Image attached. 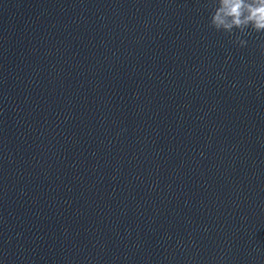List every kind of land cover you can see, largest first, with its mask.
<instances>
[{
    "label": "water",
    "instance_id": "water-1",
    "mask_svg": "<svg viewBox=\"0 0 264 264\" xmlns=\"http://www.w3.org/2000/svg\"><path fill=\"white\" fill-rule=\"evenodd\" d=\"M211 0H0V264H264V33Z\"/></svg>",
    "mask_w": 264,
    "mask_h": 264
},
{
    "label": "clouds",
    "instance_id": "clouds-1",
    "mask_svg": "<svg viewBox=\"0 0 264 264\" xmlns=\"http://www.w3.org/2000/svg\"><path fill=\"white\" fill-rule=\"evenodd\" d=\"M209 7V26L229 36L238 32L234 43L239 47L247 43L241 36L264 33V0H211Z\"/></svg>",
    "mask_w": 264,
    "mask_h": 264
}]
</instances>
